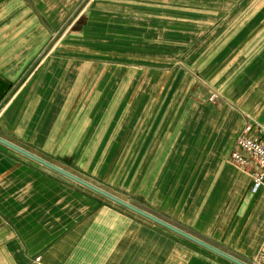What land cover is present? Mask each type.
<instances>
[{
  "label": "crops",
  "instance_id": "obj_1",
  "mask_svg": "<svg viewBox=\"0 0 264 264\" xmlns=\"http://www.w3.org/2000/svg\"><path fill=\"white\" fill-rule=\"evenodd\" d=\"M78 2L0 0V137L86 179L62 161L74 154L94 165L106 138L94 157L77 147L90 140L118 81H132L117 78L115 66L150 65L86 59V18L110 33L172 35L185 51L174 63L205 83L187 92V109L179 106L165 168L141 187V201L125 200L251 263L264 239V186L253 190L230 154L247 120L264 129V0H86L59 33ZM123 45L111 51L127 52ZM100 65L110 66L98 76ZM91 75L107 83L103 97L85 134L70 142L63 116ZM210 89L221 104L207 101ZM0 264L235 263L0 143Z\"/></svg>",
  "mask_w": 264,
  "mask_h": 264
},
{
  "label": "rangeland",
  "instance_id": "obj_2",
  "mask_svg": "<svg viewBox=\"0 0 264 264\" xmlns=\"http://www.w3.org/2000/svg\"><path fill=\"white\" fill-rule=\"evenodd\" d=\"M85 1L79 0L74 9L70 11L68 18L56 28L59 29V33L68 21L70 22L71 15ZM85 22L89 34L85 40L86 59L93 57L101 60L102 58L107 60L110 57L131 61L145 59L150 62V65L124 68L126 70L115 66L114 71L117 70V78L122 76L127 80L132 79V81H118L117 89L108 100L106 108L102 110V118L90 140L86 145L77 147L78 151H83L81 153L83 156L94 157L102 138H106L94 165L90 168L84 167L85 165L82 163L78 164L76 158L78 159L79 155L75 156L74 154L68 155L62 163L71 167L86 180L93 181L95 185L121 198L139 202L141 201L139 194L141 187L151 185L156 180L158 169L165 168L164 152L167 146V137L172 134L175 127L173 120L179 106H184L187 109L189 106L187 92L194 93L198 86L204 85L202 83H205V79L203 76H198L197 80L200 82L194 81L195 78L191 77H194L193 74L196 76L199 72L194 71L192 74L194 69L179 66L177 64L179 61L174 63V59H178V57H180V61L183 60L185 51L172 46V35L153 33L134 35L132 32L125 33L123 30V32L116 33H112L114 32L112 30L110 33L108 28L96 29L97 26L94 25L100 24V19L86 18ZM88 24L90 25L88 26ZM106 24L109 25V22ZM118 26L125 25H120L118 20ZM73 31L76 32V29ZM94 32L96 33L94 34ZM58 39V34H54L53 42H57ZM69 42L74 41L70 40ZM123 44H126L127 52L118 49L111 51L116 48H124ZM96 65L97 62L86 67V73L89 75L92 70H99V65ZM100 66L101 72L98 76L109 70L108 66L110 65ZM175 66L179 67L176 69ZM93 72L96 75L97 72ZM187 72L192 76H189ZM174 74L175 76H173ZM87 78L81 84L82 92L70 101L68 112L63 116V127L66 125L68 128L67 135L70 142L78 137L81 139L87 131L95 112L93 111L94 106L103 97V92L101 94L99 92L103 91L102 88L107 84L97 83L96 80H93L92 75L89 77L92 80ZM173 85L177 86L178 93L176 89L172 90ZM207 99L209 103L216 106L223 102L220 92L216 89H210ZM55 112L57 113L56 110ZM168 116L169 121L163 127L162 120L164 117L166 120ZM112 123L114 124L112 125ZM83 127L85 132L80 136ZM107 132L108 136L106 137Z\"/></svg>",
  "mask_w": 264,
  "mask_h": 264
},
{
  "label": "water",
  "instance_id": "obj_3",
  "mask_svg": "<svg viewBox=\"0 0 264 264\" xmlns=\"http://www.w3.org/2000/svg\"><path fill=\"white\" fill-rule=\"evenodd\" d=\"M0 143H2L4 145L16 150L17 152H19V153L35 160V161L47 166L50 169L68 177L69 179L85 186L86 188H88V189H90V190H92L98 194H100L101 196L107 198L108 200L115 202V203L123 206L124 208H127V209H129V210H131V211H133V212H135V213H137V214H139V215H141V216H143V217H145V218H147V219H149V220H151V221H153V222H155V223H157V224H159V225H161V226H163V227H165V228H167V229H169V230H171V231H173V232H175V233H177V234H179V235H181V236H183V237H185L191 241H193L194 243L210 250L211 252H213V253H215V254H217V255L225 258V259L230 260L231 262H233L235 264H250V263L245 262V261H243V260H241V259H239V258H237V257H235V256L211 245V244H209L208 242H205L204 240L182 230L181 228L171 224L170 222H168V221H166V220H164V219H162V218H160V217H158V216H156V215H154V214H152V213H150V212H148V211H146V210H144V209H142L136 205H134L133 203H131V202H129V201H127V200H125V199H123V198H121V197L97 186V185H95L94 183H92V182H90V181H88V180H86V179H84V178H82V177H80V176H78V175H76V174H74V173H72V172H70V171H68V170H66V169H64V168H62V167L44 159V158L34 154V153H32V152H30V151H28L27 149L15 144V143L7 140V139L0 137Z\"/></svg>",
  "mask_w": 264,
  "mask_h": 264
},
{
  "label": "built area",
  "instance_id": "obj_4",
  "mask_svg": "<svg viewBox=\"0 0 264 264\" xmlns=\"http://www.w3.org/2000/svg\"><path fill=\"white\" fill-rule=\"evenodd\" d=\"M264 129L247 120L236 138L230 162L237 168L247 170L253 180V190L264 186ZM251 264H264V239Z\"/></svg>",
  "mask_w": 264,
  "mask_h": 264
}]
</instances>
